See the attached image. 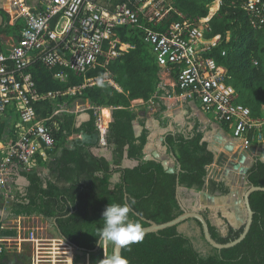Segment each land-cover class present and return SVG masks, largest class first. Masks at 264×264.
<instances>
[{
    "label": "trees",
    "instance_id": "16d2710c",
    "mask_svg": "<svg viewBox=\"0 0 264 264\" xmlns=\"http://www.w3.org/2000/svg\"><path fill=\"white\" fill-rule=\"evenodd\" d=\"M168 1L179 13L196 19L206 17L215 0ZM245 1L221 0L217 14L210 21V36L219 35L221 41L208 55L227 69L229 84L236 93V103L248 108L252 118L263 120L264 26L259 30L251 28L248 15L241 9ZM0 16V35L16 38L23 25L22 20L9 25V17L2 12ZM122 31V41L133 44L135 48L108 66L120 92L101 84L84 89L80 96L66 100L68 106L74 99L88 102V121L77 126L75 115H53L57 106L49 102L35 105L37 120L50 118L45 124L55 145L53 151L48 152L47 159L37 160L42 175L33 170L20 174L22 177L18 184L24 187V192L16 194L9 208L13 218L34 216L49 222L58 237L85 254L94 253L98 246V229L103 227L102 213L107 205H123L135 200L130 218L140 222L144 228L149 222L162 224L182 214L180 204L186 209L183 200L187 197L180 189L195 193L207 189L211 195L228 192L221 184L206 179V169L213 163L214 156L207 142H202L204 133L197 123L188 134L166 132L164 136V145L174 160L173 167L180 168L178 175L166 173L157 161L143 159L149 131L145 128L146 120L138 118L135 108L153 97L178 96L180 91L172 92L169 88L160 87V69L149 47L143 43L141 32ZM126 31L129 34L124 37ZM223 51L225 55L221 56ZM101 72V69H96L88 76ZM33 75L39 92L64 91L82 83V78L71 73L65 82L60 83L43 68H35ZM158 105L160 109L153 117L160 122L161 128H166L167 121L160 120L164 107L160 103ZM99 108L107 109L103 111V118L107 121L101 133L94 125L95 111ZM134 123L144 127L139 137H136ZM219 127L228 132L224 125ZM4 131V125L0 124V139ZM97 134L99 138L95 143L77 141L71 148L65 147L72 135H83L91 141ZM253 134L251 131L248 139L256 147ZM261 135L264 138V127ZM259 147V155L244 171L247 187L264 188V144ZM249 204L253 213L250 229L246 237L232 248L220 251L211 248L203 239L199 223L188 220L185 223L198 227L200 239L209 248L207 253L199 252L194 245L196 238L179 232V226H176L144 235L142 242L122 248L121 256L128 264H264V192L252 193ZM201 214L217 243H229L242 232L243 226L239 229L228 227L226 235L221 236L207 220L208 212ZM12 237H15V231L1 228L0 223V238ZM26 257L17 255L19 264H23ZM0 264H10L5 252L0 253Z\"/></svg>",
    "mask_w": 264,
    "mask_h": 264
},
{
    "label": "built area",
    "instance_id": "2783aa9c",
    "mask_svg": "<svg viewBox=\"0 0 264 264\" xmlns=\"http://www.w3.org/2000/svg\"><path fill=\"white\" fill-rule=\"evenodd\" d=\"M0 1L10 25L17 20L23 22L16 38H0V124L13 116L19 121L8 124L0 139V193L4 196L10 193L15 178L38 167L37 160L47 159L48 152L53 151L55 142L45 124L50 118L37 120L35 105L49 102L57 106L53 115L69 114L66 100L80 96L84 89L106 84L120 92L108 66L135 48L122 41L124 29L141 32L143 43L160 69V85V76L168 77L171 88L180 91L175 98L197 104L216 123L227 127L231 138L239 141L242 155L250 154L251 131L255 143L264 144V120L252 118L248 108L236 103L227 69L208 55L221 41L219 35L210 36V21L221 0L212 3L206 17L196 19L179 13L168 0ZM213 6L216 9L211 12ZM241 9L248 15L252 29L264 26L261 0H246ZM35 68L47 70L60 83L69 73L82 78V83L64 91L39 92ZM96 69H101V74L88 76ZM95 128L103 131L99 118ZM240 168L248 167L242 164ZM236 171L245 181L244 173L239 168ZM21 220L18 218L12 238H16L17 252L21 253L23 244L29 247V264H73L78 250L58 236L36 235ZM26 230L29 233L21 235ZM12 238L0 239V253L5 252Z\"/></svg>",
    "mask_w": 264,
    "mask_h": 264
},
{
    "label": "crops",
    "instance_id": "0c3cea01",
    "mask_svg": "<svg viewBox=\"0 0 264 264\" xmlns=\"http://www.w3.org/2000/svg\"><path fill=\"white\" fill-rule=\"evenodd\" d=\"M2 3L3 2L0 1V12L4 13L1 8ZM3 37L7 38L13 36L0 35L1 39H3ZM160 77L162 80V86L160 85V87L169 88L172 92H174L175 90L171 88L172 81L166 76ZM156 101L164 107V112H162L160 120L162 122L167 121L168 124L166 128H161L160 130L154 131V137L150 140L149 148H147L146 154L149 155L152 152H159L161 154L162 151L159 146V139L162 131H173L174 133L188 134L196 123L199 124L201 131L204 133L203 138L208 144V149L213 153L214 156L213 163L206 169V179L214 181L217 184H221L223 187L228 189V192L225 195H218L216 192L215 194L211 195L207 192V189H204L203 191L198 193H195L193 191L186 192L184 189H180V191H182L185 196L189 197L185 201L183 200V205L186 207V209H199L200 212L207 211V220L216 229H219L222 224H233L238 222L242 217V197L247 186L245 181H242L241 183L238 182V171H235L238 169L236 168V166L238 165L237 163L239 162L242 153L235 154V152L233 153V156L230 157V152L232 151V148L233 151H235V146L231 147L232 145H237L238 151L241 150L239 141L232 139L228 132H224L223 130H221L219 127L220 125L215 122L214 117L210 114L202 112L197 104L188 101H182L178 98H175L174 96L153 97L148 103L143 105L147 109L145 113L140 110L141 106L135 108V110L138 112V118H144L146 120L145 126L148 129H152L151 121L152 119H154L153 115L156 114L160 109ZM68 108L69 114H73L76 116L77 126L88 121L89 116L86 112L88 109H90L88 102H81L78 99H74L69 103ZM103 111H107V109H96L95 120L99 118L100 122L104 125L107 120L105 121L103 118ZM7 126L8 123H6L5 121V129ZM137 126L139 125L137 123H134L135 129ZM225 135L231 138L229 142H227L226 138L224 137ZM223 140L225 141V145L222 144ZM77 141H80L81 143H95L94 140H82L81 135H72L67 139L65 147L71 148L72 145ZM257 145L258 144L256 143V147L252 146L250 150V156H247L245 154L244 164L246 167L250 166L253 158L259 155L261 147H259L260 145ZM252 149L255 150V153L251 152ZM165 158L167 159L170 166H174L173 160L171 158L167 156H165ZM38 174L42 175L41 168L38 169ZM21 177L22 176L19 175L14 179L10 193H7L6 196L0 193V205H5V203H8L9 201L10 203L7 205L8 207L9 205H11L16 194H21L24 192V187L21 184H18ZM0 216V223L2 227L3 220L6 217L9 218L11 216L9 214V211L5 215L1 213V210ZM17 218L25 219L23 217ZM31 218H34V216ZM186 225V227L189 228L191 224L187 223ZM228 227L232 226L229 225Z\"/></svg>",
    "mask_w": 264,
    "mask_h": 264
},
{
    "label": "water",
    "instance_id": "95a60500",
    "mask_svg": "<svg viewBox=\"0 0 264 264\" xmlns=\"http://www.w3.org/2000/svg\"><path fill=\"white\" fill-rule=\"evenodd\" d=\"M77 119V118H76ZM152 123V129H148L149 131V135L147 137V143L144 146L143 149V153H144V160L145 161H157L161 164L163 170L168 173V174H176L178 175L180 172V168L179 166H176V169L173 166H170L167 159L165 158V156L172 158V154L168 153L167 151V147L164 145V136L166 134L167 131H162L160 134V139H159V146L161 148V154L159 152H152L149 155L146 154V150L147 148H149V144H150V140L154 137V131L160 130V122L157 119H152L151 121ZM144 129V127L142 126H137L136 130V137H139L142 130ZM172 133H174L173 131H171ZM99 138V135H95L93 137L92 140H94V142H97ZM81 139L82 140H88L90 141V139L88 137H85L83 135H81ZM202 142H205V139H202ZM252 153H255V150L252 149L251 151ZM174 161V160H173ZM245 161V155H241L240 156V160L238 162L239 166L237 165L236 168H239L240 171H242L244 173V171L246 169L244 168H240V165L244 164ZM178 190H179V186H178V181L176 180V199L178 200ZM254 192H264V188L261 187H254V186H249L246 188V190L243 193V197H242V204H243V208L245 211V222L243 224V229L241 234L239 235V237L229 243L226 244H220L217 243L215 240L212 239L210 233H209V228H208V223L205 220V218L203 217V215L201 214L199 209L193 210V211H187L186 209H184V207L180 204V207L182 209V214L177 216L176 218H174L171 221H168L166 223H162V224H155L154 222H149L147 227H144V235L146 234H151V233H157L159 231L168 229V228H172V227H176V226H180L181 224L185 223L188 220H195L199 223L200 225V229L203 235V239L204 241L213 249L216 250H223V249H229L232 248L234 246H236L237 244H239L247 235L251 223H252V211L250 208V204H249V196L254 193ZM102 243H98V246L95 250L98 251V249L100 248ZM121 249L120 247H116V246H112V250H111V255H119L121 256ZM82 251L78 250V253H81Z\"/></svg>",
    "mask_w": 264,
    "mask_h": 264
},
{
    "label": "rangeland",
    "instance_id": "374dc122",
    "mask_svg": "<svg viewBox=\"0 0 264 264\" xmlns=\"http://www.w3.org/2000/svg\"><path fill=\"white\" fill-rule=\"evenodd\" d=\"M1 16H0V22H1ZM140 110L143 111L145 113V111H147V109L145 108V106H141ZM6 123H8L9 125H12L13 123H18V118L17 116H13L8 120H5ZM76 124H77V119H76ZM227 140V142H229V140L231 138H229L228 136H224ZM235 146V151H231L230 154L232 157L233 153L237 154L240 153V151H238V147L237 145H232L231 147ZM224 153V152H223ZM226 155V154H225ZM250 156V154H249ZM252 156V155H251ZM249 167V166H248ZM38 167L35 166L33 171H38ZM236 171V170H235ZM237 172V171H236ZM237 178H238V182L241 183V175H239V173H237ZM187 199L189 198L188 196H186ZM10 202L8 201V203H5V205H0V210L2 214H7L9 211V206L7 207V205ZM243 207V206H242ZM10 218V219H9ZM6 217L3 220L2 223V227H4V229L7 230H11L13 229L14 231L17 229V222H18V218H12V217ZM245 222V211L244 208H242V217L239 219L238 222L233 223V224H222L221 227L219 229H217L219 235L221 236H225L228 230V226H232L235 229H239L241 226H243ZM21 224H23L26 228H31L34 231H36V235L41 236L43 238H54L56 237L55 231L52 228V226L50 225L49 222L45 221L44 219L40 218V217H34V218H25L24 220H21ZM187 223L181 224L178 227V231L179 232H184V234H187L189 237L191 238H196V241L194 242L195 248L201 252L202 254H205L209 251V248L202 242V240L200 239V234H199V229L195 224H191L189 228H187L186 225ZM29 232L28 230L23 231L21 233V235H27ZM16 238H12L11 243L9 244V247L6 248L5 253L6 255L9 256L10 259V264H19L18 259H17V255L19 254H24L25 256H27L26 258L23 259V264H29V253H30V249L27 245L23 244L22 245V251L21 253L17 252V241L14 240ZM111 250H112V246H105L104 244H102L100 246V248L98 249V251L92 253V254H85V253H76V255H73V264H99V262L104 258V257H108L111 256Z\"/></svg>",
    "mask_w": 264,
    "mask_h": 264
},
{
    "label": "clouds",
    "instance_id": "9594fccd",
    "mask_svg": "<svg viewBox=\"0 0 264 264\" xmlns=\"http://www.w3.org/2000/svg\"><path fill=\"white\" fill-rule=\"evenodd\" d=\"M135 200L126 204L107 205L102 213L103 227L98 229L100 240L105 246L128 248L130 245L142 242L144 229L140 222L130 218ZM99 264H128V261L119 255L104 257Z\"/></svg>",
    "mask_w": 264,
    "mask_h": 264
},
{
    "label": "bare ground",
    "instance_id": "6f19581e",
    "mask_svg": "<svg viewBox=\"0 0 264 264\" xmlns=\"http://www.w3.org/2000/svg\"><path fill=\"white\" fill-rule=\"evenodd\" d=\"M214 8H215V6L212 7L211 12H214L215 11V10L213 11ZM222 144L225 145V141L224 140L222 141ZM232 151H233V148H232Z\"/></svg>",
    "mask_w": 264,
    "mask_h": 264
}]
</instances>
